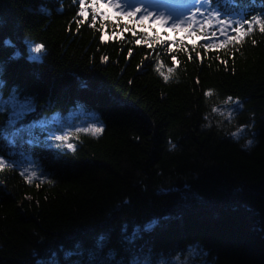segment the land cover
Instances as JSON below:
<instances>
[{
    "label": "trees",
    "instance_id": "trees-1",
    "mask_svg": "<svg viewBox=\"0 0 264 264\" xmlns=\"http://www.w3.org/2000/svg\"><path fill=\"white\" fill-rule=\"evenodd\" d=\"M207 4L230 35L264 20V0ZM92 17L91 7L87 20L79 15L77 0H0V159L10 164L0 170V264H264L259 25L217 47L221 26L201 33L197 23L195 36L157 26V38L136 17L97 15L95 27ZM105 32L122 37L102 40ZM145 39L151 48L136 43ZM27 42L44 46L39 61ZM228 97L240 105L232 117L213 111ZM10 99L33 109L15 135ZM76 108L104 131L79 134L74 150L51 149L30 127Z\"/></svg>",
    "mask_w": 264,
    "mask_h": 264
},
{
    "label": "rangeland",
    "instance_id": "rangeland-1",
    "mask_svg": "<svg viewBox=\"0 0 264 264\" xmlns=\"http://www.w3.org/2000/svg\"><path fill=\"white\" fill-rule=\"evenodd\" d=\"M103 2L107 3V0H103ZM118 2L120 7L111 10L112 12L128 13L134 12L137 8H139L140 12H137L135 16L136 18H138V20H140L141 16H143L146 12L153 13V19L149 21L148 24H153L155 22V18L160 15H164L165 17L171 16L172 19H169L168 24L164 26L165 29H167V26L172 27L174 22L181 23L183 21L182 27H187V25L192 21H194L195 25H197V23L204 22L205 20L212 17V14H207L209 10L207 3L204 4L203 7H201L202 0H195L194 4L193 1H190L183 4L181 3L179 5H175L171 2L162 0H118ZM197 9H199V11H197ZM105 11L107 10L103 8L101 9V12ZM118 16L119 15L115 17ZM120 17H123L124 19L128 18L126 15ZM213 25L221 26V29L225 28V26L223 25H218L217 22L215 24H212V26ZM227 27L228 25L226 26V29ZM27 43L28 58L31 60L39 61L42 58V52L35 53L31 51V49H33L36 45L32 42ZM33 56H38L40 58L32 59L31 57ZM3 106L9 112V132L13 135L19 134L21 132L19 130H21L24 126L20 124V122L23 121V118L27 113L33 110L32 107L28 103L19 101L17 99L6 100L4 101ZM239 108V103L236 101H232L228 104L224 103L221 108H217L219 109V111L216 112L221 116L225 115L226 117H229L227 115L229 112H232L234 115L239 110ZM93 124L98 127H103L102 123L99 121L95 114L85 112L80 108H76L66 115L56 114L42 121L32 123L30 127L32 130L39 128V131L46 133V137L42 140L45 145H47L51 149L63 150L69 149L66 147V145L68 143L73 144V142L79 137V134L85 133L93 135L88 131H80L81 129L90 128ZM242 132V136L247 137V134H245V130H242L239 134H242ZM56 136H68L69 139L67 141L61 142L55 139ZM57 145L61 146L57 147Z\"/></svg>",
    "mask_w": 264,
    "mask_h": 264
},
{
    "label": "snow or ice",
    "instance_id": "snow-or-ice-1",
    "mask_svg": "<svg viewBox=\"0 0 264 264\" xmlns=\"http://www.w3.org/2000/svg\"><path fill=\"white\" fill-rule=\"evenodd\" d=\"M209 0H202L201 3V7L204 6V4L208 3ZM78 3V7H79V15L81 17L84 18V20H87L88 18V7H91L92 12H93V24L91 25L92 27H95V19L97 17V15L102 16V19L107 21L109 19L115 20V16L119 15V16H123L126 15L129 19H128V23H133L132 18L136 16L137 12H140V9L137 8L134 12H128V13H115L112 12L111 10H114L118 7H120L118 0H107V3H104L103 0H91V4L86 6V0H77ZM195 3V0H193V4ZM106 9L107 11L105 12H101V9ZM197 11H199V9H197ZM246 9H241L240 12L238 13L239 15H241V17H243V15L246 14ZM111 13V14H110ZM212 17L215 18L216 21H218L220 24L225 25V28H222L221 31V35L224 37L222 40H220L219 44H217V47H227L229 43H239L241 40H243V38L245 36H247L248 34H250L253 31L252 28V24L255 23L256 25H259V31L261 33H264V20H261L259 17H253L252 20L248 21L249 27L247 28V30L244 29L243 24H241L240 27L235 28L234 32L235 35H230L227 31H226V26H227V21H221L220 20V16L219 13L216 11L212 12ZM153 19V13L150 12H146L143 16H141L140 20L138 22H136V26L140 27V30L143 31L146 35V37H152L153 35H155L157 38L160 37V33L158 31L153 32L150 29H155L157 26H159L160 28H164V26L166 24H168L169 19H172L171 16L169 17H165L164 15H160L158 17L155 18V22L153 24L148 25L147 28L143 27L144 25L148 24L149 21H151ZM84 20L79 21L78 23H83ZM194 20V18H193ZM182 23H176L174 22L172 25V28L170 29V31H174V32H184L187 35H192L195 36L197 33L193 32L192 29L195 27V23H189L187 25V27H182ZM213 24V19L209 18L207 20H205L201 25H200V32L203 33L205 28H211ZM125 32H129V31H133L131 28L125 26L124 28ZM133 34L135 35V32H133ZM117 35H121L122 34H118V33H113V35L111 37L108 36L107 32L104 33V35L101 37L102 40H107V39H114L116 38ZM212 36L215 37L216 33L213 32ZM202 39H205V37H201ZM167 39H171L170 37ZM217 39H219V37H217ZM159 42H163L162 40ZM8 43V42H6ZM137 44L140 43H144L146 44L149 48L152 47V44L149 43L148 39H145L143 41H136ZM253 43H255V41H253ZM213 46V44L211 42L207 43L204 45L205 48H211ZM44 49V46L42 44L40 45H36L33 49H31V51L35 52V53H41L42 50ZM129 56L132 55V52L129 51L128 53ZM32 59H39L40 57L38 56H33L31 57ZM191 58V57H189ZM105 60H107V57H104ZM173 60H175V57L172 58ZM226 63V62H225ZM159 71V69H157ZM175 71L174 68L169 67L167 69V74H165L163 71H160V75L163 77V79L165 81L169 80L171 77V74ZM207 96H212L213 92L212 91H208L206 93ZM232 102V97H228L227 100L224 101L225 104H228ZM213 111H219V109H213ZM229 117L233 116L232 112H229L227 114ZM19 131H22L19 130ZM80 131H88L93 135H99L101 133H103L104 129L103 127H98L95 124H93L90 128L88 129H81ZM242 131V130H241ZM234 136L238 137V133L234 134ZM7 138V137H5ZM56 140L64 142L67 141L69 139L68 136H56L55 137ZM37 143H40V141H36ZM253 143V141H249L248 145L246 146H250ZM61 145H57V147H60ZM67 148L69 149H73L74 150V145L71 143H68L66 145ZM172 147H175V145H172ZM10 164L8 161L4 160V159H0V170H3L6 167H9ZM25 172H27V169L25 170ZM21 175H24V173H21ZM37 177V172L36 171H31L29 175L26 176V179L28 181V183H32L33 179ZM45 182L51 184L53 183V181L51 180H46ZM157 222L156 221H152L150 222V224L145 225V229L150 230L152 227L155 226ZM39 264H43V262H39ZM54 264V262H53Z\"/></svg>",
    "mask_w": 264,
    "mask_h": 264
},
{
    "label": "clouds",
    "instance_id": "clouds-1",
    "mask_svg": "<svg viewBox=\"0 0 264 264\" xmlns=\"http://www.w3.org/2000/svg\"><path fill=\"white\" fill-rule=\"evenodd\" d=\"M249 141H250V140H249ZM249 141H247V144H248Z\"/></svg>",
    "mask_w": 264,
    "mask_h": 264
}]
</instances>
